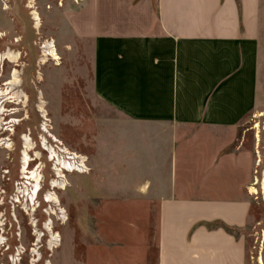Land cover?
Here are the masks:
<instances>
[{"label": "crops", "instance_id": "crops-1", "mask_svg": "<svg viewBox=\"0 0 264 264\" xmlns=\"http://www.w3.org/2000/svg\"><path fill=\"white\" fill-rule=\"evenodd\" d=\"M80 4L63 21L90 40L93 96L116 115L103 129L123 131L136 192L156 202L155 264H246L259 157L239 131L256 107L264 0ZM258 249L264 264V229Z\"/></svg>", "mask_w": 264, "mask_h": 264}, {"label": "rangeland", "instance_id": "rangeland-1", "mask_svg": "<svg viewBox=\"0 0 264 264\" xmlns=\"http://www.w3.org/2000/svg\"><path fill=\"white\" fill-rule=\"evenodd\" d=\"M80 7L78 0H0V55H19L16 63L0 61V264H155L156 202L151 193L136 192L143 179L136 176L135 156L125 161L123 131L103 129V121L116 115L93 96L90 40L72 34L63 21V13ZM261 30L256 107L239 131L245 146L255 132L259 157L246 264L262 260L264 229V115L258 116L264 112V16ZM51 42L57 61L47 57ZM13 70L19 82L10 87ZM40 102L45 117L38 112ZM23 135L31 140L28 169L41 179L32 204L21 196ZM42 138L57 155L84 157L90 171L64 172L57 179ZM48 194L57 202L46 201Z\"/></svg>", "mask_w": 264, "mask_h": 264}, {"label": "bare ground", "instance_id": "bare-ground-1", "mask_svg": "<svg viewBox=\"0 0 264 264\" xmlns=\"http://www.w3.org/2000/svg\"><path fill=\"white\" fill-rule=\"evenodd\" d=\"M60 2H62L63 0H59ZM78 1H84V0H78ZM33 16H34V21H36L35 23V27L36 29L39 28L40 24H39V18H38V15L36 12H34L33 10ZM53 42L50 43V45L48 46V49L49 51H47V57H50L52 61H57L59 58L57 56V53H56V50L54 48V45L52 44ZM44 46H42L43 48ZM45 51V50H44ZM46 55V54H45ZM19 55L18 54H14V53H11V52H6V53H3L0 55V61L3 62V61H8L9 63H16L17 59H18ZM43 63H46L45 60H42V64ZM19 82L18 80V77L16 75V71L13 70L11 75H10V78L9 80L6 82V85L8 86H13L14 84H17ZM42 102H40V105L38 106V112H40L42 114V117H45V111L43 110V107H42ZM264 115V112L258 114V116H263ZM255 128H257V125L255 126ZM43 131H45V125L43 127ZM263 131H264V128H263ZM21 140H22V143H23V147H22V152L20 154V168H19V174L21 175V179L22 180H25L26 182L22 183V186H25L24 187V191H26L25 194L21 195L22 197L23 196H26V201L27 202H30L31 204L32 203H35V197L36 195L38 196L39 192L41 191L40 189V175L37 173V170L35 171H31L28 169V164L30 162V159H29V156H28V153L29 151L31 150V140L29 139L28 136L26 135H23L21 137ZM42 140V143H43V147L44 148H48L49 149V153L51 155V157H56L57 158V161L58 163H56L55 165V175H56V178H61V174L64 173L63 171V168H66V162L65 161H61L59 158H58V155L56 153L55 150H53V148H51L50 146H48L46 143V140L44 138L41 139ZM6 149H8L10 146L8 144L5 145ZM46 151V150H45ZM38 152H35V156L38 157ZM35 157V158H36ZM56 166H58L59 168H56ZM263 177H264V173H263ZM57 182V181H56ZM56 182H53L52 184V189H55L57 187V184ZM262 182V190L264 191V182ZM28 187H30V189H28ZM23 191V192H24ZM251 193H255L257 194V191L254 187H252L250 189ZM20 195H18L15 199V203H19V198H22ZM46 201L48 202H57V199L54 197L53 194H48L46 196ZM35 263V262H34ZM258 263L259 264H262V261L260 259H258Z\"/></svg>", "mask_w": 264, "mask_h": 264}, {"label": "built area", "instance_id": "built-area-1", "mask_svg": "<svg viewBox=\"0 0 264 264\" xmlns=\"http://www.w3.org/2000/svg\"><path fill=\"white\" fill-rule=\"evenodd\" d=\"M42 48V47H41ZM47 153L48 161L52 164L57 163L56 157H51L49 151H45ZM58 157L61 161L66 162V168H63V171L65 173H76L79 175L87 174L90 171V168L87 166V160L84 157L78 156L76 154L72 153H65V152H59ZM259 165V161H258Z\"/></svg>", "mask_w": 264, "mask_h": 264}]
</instances>
